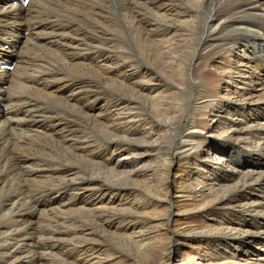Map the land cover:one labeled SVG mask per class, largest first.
<instances>
[{
  "label": "bare ground",
  "instance_id": "bare-ground-1",
  "mask_svg": "<svg viewBox=\"0 0 264 264\" xmlns=\"http://www.w3.org/2000/svg\"><path fill=\"white\" fill-rule=\"evenodd\" d=\"M219 1L29 0L24 6L0 0V60L15 62L11 71L0 69V264H82L84 258L83 264L99 263L86 253L98 241L85 237L78 220L85 213L103 228L108 221L96 211L111 200L104 192L144 183L124 171L117 182L102 173L116 176L117 167L148 149L146 140L136 136L145 132L148 117L137 106L146 99L145 89L127 71L130 55L117 50L118 42L129 35L137 40L143 61L138 72L158 76L184 95V117L176 123L160 116L161 103H151L157 124L175 133V157L193 149L201 108L196 95L207 82L191 77L185 85L174 84L151 59L171 54L186 32L201 45L223 31L232 38L229 44L239 61L228 78L236 75L231 83L242 88L226 91L212 104L223 124L217 135L235 138L239 145L228 158L231 169L220 167L221 180L214 177L200 188L213 198L205 201L206 208L226 206L239 213L232 223L220 222L223 246L230 251L220 257L221 264H264V250L253 247L264 248V0L229 2L226 8L239 14L231 17L222 14L226 8L218 7ZM50 100L65 111L49 105ZM96 128L106 140L93 138ZM132 145L141 151L129 153ZM78 186L84 192L69 198L70 188ZM119 235L125 245L135 241Z\"/></svg>",
  "mask_w": 264,
  "mask_h": 264
},
{
  "label": "rangeland",
  "instance_id": "rangeland-1",
  "mask_svg": "<svg viewBox=\"0 0 264 264\" xmlns=\"http://www.w3.org/2000/svg\"><path fill=\"white\" fill-rule=\"evenodd\" d=\"M231 1L233 0H220L218 7L226 8ZM242 1L244 0L239 2L240 5H242ZM145 5L151 8L150 4ZM222 14L226 17L239 15L228 8ZM185 35L180 41V45L176 46L177 48L173 47L174 50L171 51V54H167L158 61L151 59L152 62L160 64L163 68L160 71V66L158 67V70L162 72H159L160 75H165V78L174 84L185 85L191 77L195 80L203 78L207 82L206 86H203L196 95L201 103V108L199 116L196 117L199 134L195 136L193 151L175 157L171 155L172 149L174 150V141L177 139L174 131L170 126L157 124V120L150 110H152V104L161 103L163 109L160 116L167 121L171 119L172 123L179 122L184 117L186 103L184 95L177 92L168 82L161 81L158 76H146V74L138 72L143 69V61L138 56L137 40L132 39L129 35L128 41H125V39L127 40L125 38L118 42L117 50L124 49L122 52L130 55L129 61L126 62L127 71L134 72L133 80L139 81L145 89L142 95L146 96L147 100L143 99L144 103L140 102L137 106L146 110L148 117L142 125L145 132L137 133L136 136L140 135L141 141L146 140L148 149L146 152L143 151L145 153L141 155V158L134 159L135 157H133L132 162L128 159L124 166L117 167L118 174L116 176L102 174L117 182L116 178L123 174L121 172H128L132 175L130 178L142 182L144 185L139 186L133 182L132 185L129 183L127 186L104 192L105 196L110 197L109 199L112 201L108 200L106 207H101L102 211H99L98 208L96 214H100L101 218L108 221L105 223L106 225L104 224L105 227L102 225L103 228H101L98 223L94 224L93 222L96 220L88 214L84 213L80 216L81 219L78 218L79 223L81 221L83 226L85 225V237L88 236L92 240L95 239L94 243L97 241L99 243L95 244L96 246L93 248L89 246L86 251V253L90 252L89 256L93 259L91 262L99 261L98 264H221L223 260L220 257L230 254V251L223 246L220 222L229 220L227 223L230 221L232 223V221L238 220L239 213L234 208L227 209L226 206L223 209V207L219 208L220 206L214 205L213 208L210 206L207 209L205 201L213 198L208 195V190L205 187L204 189L200 187H202L201 182H204L208 187L214 177H220L219 180H221L220 167L231 169L232 165L228 162V158L239 145V140H235V138H228L225 134L217 135L216 131L221 130L223 124L220 119L218 121L219 116H216L212 104V101H218L226 91L237 92L238 88H242V85L231 83L232 80L238 79L236 75L232 74L230 80L228 78L235 61L239 63L234 56L237 49L230 46L232 38L224 31L216 39H203L201 45L198 44L194 34L186 32ZM27 48L30 49V46ZM175 57L177 58L175 59ZM251 83L252 81L246 87L251 86ZM82 84H86V82ZM131 86L137 90L136 84ZM5 88L6 85H4ZM174 91L177 92L175 96L172 93ZM131 92L132 89L127 95L132 96ZM50 102L48 104H51L52 107L62 112L65 111L60 102L53 100ZM59 105L61 106L59 107ZM3 109L6 108L3 107ZM122 110L125 111V109L119 111L122 112ZM102 133V130L96 128L92 133L93 138L98 142L106 140L107 136ZM169 146L171 149L168 148ZM139 148V146L132 145L130 148L132 151L130 150L129 153L140 152ZM61 153L57 154L61 155ZM127 157L132 158V154H127ZM86 173L85 175L90 174L87 171ZM123 182L125 183V181ZM62 187L67 189L68 186L64 184ZM78 187L70 188L67 196L69 198L80 197L75 192L82 193L84 191L80 189V186ZM123 222L130 225L129 228L124 226L120 228ZM217 226L220 228L216 229ZM101 229L104 230L101 231ZM121 233L129 235L135 241L125 245V240L119 235ZM253 247L260 251L264 250L260 244H253ZM83 260L85 261V258ZM59 263L57 262V264ZM88 263L90 261L85 264ZM60 264L66 263L61 262Z\"/></svg>",
  "mask_w": 264,
  "mask_h": 264
}]
</instances>
